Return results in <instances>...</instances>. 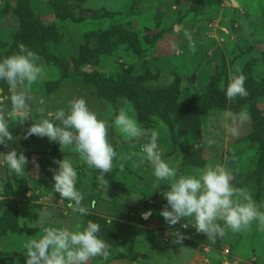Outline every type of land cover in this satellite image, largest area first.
I'll list each match as a JSON object with an SVG mask.
<instances>
[{"label":"rangeland","instance_id":"obj_1","mask_svg":"<svg viewBox=\"0 0 264 264\" xmlns=\"http://www.w3.org/2000/svg\"><path fill=\"white\" fill-rule=\"evenodd\" d=\"M235 1L238 7L231 0H0V61L30 38L31 22L39 21L49 27L44 48L61 61L37 55L41 76L17 87L26 92V121L20 113L8 115L12 90L0 80V108L13 135L6 141L9 147L0 145V153L15 148L30 161L17 175L0 157V244H11L0 264H26L24 244L42 235L44 227L75 230L79 224L83 230L89 220L100 225L97 235L111 247L118 235L124 246H116L106 261L95 257L88 264H264V231L255 222L239 233L226 229L214 241L191 226L170 227L159 214L167 203L161 193L168 182L155 186L147 163L140 164L139 156L127 159L144 141L127 138L113 126L126 101L139 126L158 131L161 157L179 173L219 163L234 177L230 183L264 203V94L237 108L214 107L208 114L175 120V113H185L191 102L203 107L211 96L227 98L229 76L237 66L248 93L264 91V0ZM96 73L115 86L96 83ZM138 85L135 100L131 87ZM74 98L85 99L109 125L117 158L105 174L108 188L98 185V170L71 146L61 150L58 142L35 135L23 139L34 120L58 123L54 113L67 109ZM225 111L249 114L237 136L224 127ZM65 157L77 171L87 215L73 212L71 202L53 190L49 169L58 168L53 161ZM144 212L150 217L143 218ZM177 229L186 237L182 244L171 235Z\"/></svg>","mask_w":264,"mask_h":264},{"label":"clouds","instance_id":"obj_2","mask_svg":"<svg viewBox=\"0 0 264 264\" xmlns=\"http://www.w3.org/2000/svg\"><path fill=\"white\" fill-rule=\"evenodd\" d=\"M191 42V36L185 32ZM195 51L194 45H191ZM19 51L5 57L0 61V80L6 81L12 90L10 96L12 112L20 113L25 121L28 120V105L25 91L17 92L18 86L27 82L34 84L42 74V67L38 64L39 57L24 44H20ZM246 77L237 66L229 76L226 87V96L234 100L237 96L247 97L245 89ZM221 90L225 85L220 84ZM129 108L120 107L114 117L113 126L127 138L143 139L140 151L132 152L127 159L139 156V163H147L152 174L159 181H167L168 188L161 194L167 203L159 213L170 227L180 224L181 228L194 227L197 233H203L209 240H216L225 235L226 229L239 233L246 231L254 222L259 230L264 231V203H257L247 188H237L231 181L234 177L225 166L216 163L208 164L203 168H196L193 174H182L162 159L159 152L156 129H144L129 115ZM49 113V116H52ZM224 127L233 136L239 134V128L248 121L249 114L246 111L232 113L225 111L222 114ZM53 123L48 118L34 120V123L26 130L23 139L35 135L40 138L47 137L51 142H58L61 150L71 146L79 159L88 166L98 170L97 183L108 188L109 182L105 174L111 173L113 160L117 153L109 142V125L105 120L99 119L97 114L90 110L83 98H74L69 102L67 109H58L54 113ZM13 139L9 131L8 121L4 108H0V145L9 147L6 141ZM0 157L8 165L9 171L21 175L30 163L23 151L15 148L6 154L0 153ZM31 163H36L33 157ZM58 168H50L53 190L63 199L70 201L68 207L73 212L81 215L88 214V208L83 205L84 196L77 190V171L71 159L54 160ZM133 166H137L136 163ZM3 191V189H0ZM94 206V202H93ZM143 218L150 217L151 212L141 214ZM190 218V223L188 221ZM186 220L187 223H180ZM223 222V223H221ZM100 225L91 220L81 230L78 224L75 230L66 227H44L42 235L29 237L24 244L26 249V264H88L89 260L101 257L107 260L110 256V245L98 237ZM175 242L182 244L186 238L179 230L171 233Z\"/></svg>","mask_w":264,"mask_h":264},{"label":"trees","instance_id":"obj_3","mask_svg":"<svg viewBox=\"0 0 264 264\" xmlns=\"http://www.w3.org/2000/svg\"><path fill=\"white\" fill-rule=\"evenodd\" d=\"M31 27L30 30V38L28 37L25 42H22V44H24L29 50L33 51L36 55H44V57H46L49 60H54L55 62H61L59 57L52 55L49 51H47L44 48V44H46V42H49L50 39H46V34L48 32L49 27L46 24H43L41 21L33 23L31 22V25L29 26ZM48 40V41H47ZM21 43H18L17 45L14 46V50L9 53L7 56H10L16 52L19 51V45ZM6 56V57H7ZM263 61H264V56H263ZM95 78V82L98 84H102L101 86H107V87H114L115 83L114 82H110L109 80L101 77L98 73H96L94 75ZM104 83V84H103ZM139 87H131V93L134 94L135 100H139L136 97V92L134 89L138 88L141 89V86L138 85ZM261 89L259 88H254L252 90L251 93H248L247 97H239L237 96L234 100H229L228 98H221V97H215V96H211L209 97L206 101L207 103L201 107V106H196L194 103L191 102V106L189 107V109L185 112V113H175V120L177 122H181L184 119H187L189 117H193V116H197L201 113L208 114L209 111L212 108H216V107H221V108H227V107H233V108H237L240 107L244 104H246L247 102H253L255 101V98H257V96H262L264 94V91H260ZM141 104L144 105H150L149 101L146 99H141ZM156 102V101H155ZM159 103V102H156ZM161 104V103H159ZM164 105V104H163ZM141 106V105H139ZM196 111H198L199 113H197ZM101 220V219H100ZM116 233H121V231L119 230V228H116ZM99 238H101V235L99 236ZM115 243H117L114 247L110 248V255L112 254L113 250L115 249V247L117 246H124L123 244H120L121 242V236H116L114 239ZM130 251V249H129ZM129 252L127 255H125V257L129 256ZM101 258V257H99ZM102 259V258H101Z\"/></svg>","mask_w":264,"mask_h":264},{"label":"water","instance_id":"obj_4","mask_svg":"<svg viewBox=\"0 0 264 264\" xmlns=\"http://www.w3.org/2000/svg\"><path fill=\"white\" fill-rule=\"evenodd\" d=\"M231 3L234 6L238 7V3L235 0H231ZM89 16H91V14ZM9 247H11V244H0V255L5 253L9 249Z\"/></svg>","mask_w":264,"mask_h":264}]
</instances>
